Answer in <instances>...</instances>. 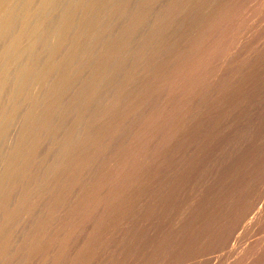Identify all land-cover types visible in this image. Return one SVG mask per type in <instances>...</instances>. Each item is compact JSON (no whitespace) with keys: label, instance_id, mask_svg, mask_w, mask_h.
<instances>
[{"label":"rangeland","instance_id":"obj_1","mask_svg":"<svg viewBox=\"0 0 264 264\" xmlns=\"http://www.w3.org/2000/svg\"><path fill=\"white\" fill-rule=\"evenodd\" d=\"M157 1L134 52L123 46L137 6L104 45L113 52L93 53L85 100L63 109L88 101L102 74L126 91L101 92L95 123L69 143L78 155L55 170V192H43L45 180L19 194L21 220L0 227V264H264V0ZM114 51L126 55L119 77L101 68Z\"/></svg>","mask_w":264,"mask_h":264},{"label":"bare ground","instance_id":"obj_2","mask_svg":"<svg viewBox=\"0 0 264 264\" xmlns=\"http://www.w3.org/2000/svg\"><path fill=\"white\" fill-rule=\"evenodd\" d=\"M118 1L120 2V0H0V227L1 226L4 227L8 225L11 221L16 222L18 219L17 217H19V219L21 220L20 218L21 215H19L18 213L20 208H17L15 210V208L17 207L15 204H18V207H19L20 204H19V201H17V199L19 198V194L21 195V199H22V197H24V193L26 192L27 188L29 187V189H31L30 188L31 184L34 183L39 187V185H41L42 182L46 180L45 182L46 188H44V190L46 189V191L43 190V192L46 193L47 191H50L52 193V191H54L53 189H56L54 188V186H56V183L60 181L59 179H61V177H58L55 174V170L58 167L64 166V164H66L71 158L78 155L77 153H79V149L77 147L71 146L69 143L75 140L80 133H82L84 130L88 129L90 126H92L95 123L94 119L97 116L95 115V113L99 109V105L102 103V100L104 98L103 95H101V92L103 91L104 93L109 92V91L114 92L116 90L121 91L120 87L116 86L117 81L114 82V78L113 79L107 78L106 75L104 76L102 74L103 76L102 75L101 77L98 76V78L100 79L95 78V80L96 79L99 80V84L96 87L93 84L94 81H92V83L90 82L91 83L90 86L91 87L93 86L95 88L94 89L91 88V90L89 91L90 93L88 92L89 97H90V98L87 97L88 101H86L85 103L84 101L83 103L79 102L80 104L76 107L78 108L77 110H75V107H70V106L67 109H63V105L67 107L70 101L72 103H75V102L78 103L80 99L85 100L81 98V95L82 93L84 94L85 89L87 91L88 89L86 88L87 81L90 80V78L88 80V75L90 74L86 70L89 68V67L87 68V66L89 65L90 60L92 59L93 53L97 52L96 55L99 56L100 54L101 56H103L101 54L104 51L103 48H108L107 46L104 47V45L107 44V40L110 39L111 36H113L112 38H114V32L116 31L114 30V28L116 27V24L121 22L122 18L128 19V13L129 12L131 13L134 11V10L132 11L133 7L137 6L138 7L137 9L143 8L142 9L143 12H141V9H140L141 15L138 16L137 18V20L139 19V21H137L135 25L132 23L130 26L127 25V28H126L127 29L126 35H128V38L124 36L127 40L125 42L123 41L124 42L123 49H124V54L129 56L130 51L134 52L133 48L136 45L135 41H137V39L140 36L139 34L140 31L142 30L141 31V34H142V32L144 31L143 29L147 27L146 26L147 18H149L148 15L150 16L149 10H151V12L153 11L151 9V7L153 6L152 5L153 1L154 3L156 2L159 3V1L157 0H151L152 2L150 0H149L150 2L145 1L146 4L143 3L144 1L142 2L143 4L141 2L138 3L139 0L138 1H135V0H125L124 1L123 0L124 3L120 2V4L118 5L119 3ZM126 8L128 9L127 12L125 10ZM153 14L151 16H153ZM111 18H113L112 22H110ZM115 18L117 19L114 20ZM152 20L155 21L154 19ZM119 24H117V28ZM154 24H152V26ZM148 28H149V25H148ZM118 30L120 31V29ZM152 30H153V27H152ZM83 31L84 33H82ZM148 31L150 30L147 29V32ZM156 31L158 32V29ZM144 32L146 33V29ZM145 36L146 34L144 35V37ZM115 37H117V33ZM144 37H141L143 38L142 39L143 41H144ZM121 39H123V37ZM116 40L114 41L113 39L112 41L116 42ZM166 41H168V39ZM114 42H108V46H110L109 43L115 44ZM117 43L118 42H116V47H117ZM167 43L165 44L167 45ZM143 44H141V46ZM143 46L145 47V45ZM160 46L159 48H161ZM162 47L164 46L162 45ZM110 49H112L111 46H110ZM110 49L109 48L108 50L105 49L106 53ZM113 49H112V52H113ZM138 50L140 49H137V51ZM143 50L145 52L147 51L146 48H144ZM116 51H114L115 53L113 56H111L112 54L111 52H108V53H111L109 55L110 57L109 56L106 57L104 55L102 62L105 64V66L101 68H103L104 72L106 70L105 67L108 68L109 70L107 69L108 70L107 74L109 71L111 72L117 71L114 73L117 76L119 71H121L120 73L124 71L123 69L124 67L122 66L124 65L123 60L126 58V55H124V58H120L118 55H117L118 56L117 58L116 57L114 58V56H116L115 55ZM136 53L140 54L139 51ZM104 54H105V51H104ZM147 54H148V51H147ZM166 54H167V51H166ZM96 55L94 54V56ZM142 55L140 56L142 57ZM98 56L96 59H98ZM173 59L176 60V58H173ZM94 60L95 59L93 58L92 61ZM102 62H99V63L102 65L103 64ZM129 64L130 63L128 61V65ZM92 65L95 66V63H93ZM92 65L90 63L89 66L91 67ZM93 68L90 69V71L91 70L93 71ZM95 68H97V66H95ZM121 68L123 70H121ZM63 69L65 70V72H62L63 74L60 75L59 73ZM92 71H91V76L93 74ZM99 71L98 73L100 74ZM124 72H126V70ZM125 74L127 75V73ZM117 77H119V75ZM128 77L129 76L127 75V78ZM165 77L166 76H163V78ZM106 79H110V80H106ZM75 82L76 84L78 82L81 83V87L79 86L80 84L78 85L79 91H75L78 89L73 90ZM97 82L98 81H96V84ZM49 91H50V95H49ZM51 91L53 92L55 96L53 97L54 98L53 100H50L52 102L48 104L49 101H47L46 103L44 101V97H45V100L46 98H48L46 97V93L48 92L47 95H49V97H51L52 99ZM123 91H126V90H123ZM123 91H121V93H123ZM119 95L120 93L118 94V97H120ZM116 99H119V98L116 97ZM66 100L69 101L68 104L66 103ZM119 102H120L119 100L113 102L114 105L112 107H111L112 103L109 104L110 105L109 108H106V109H108V111L111 110V108L116 107L119 104ZM65 103L67 105H65ZM73 113L75 114L76 117L72 115ZM88 114H91L93 116L90 117ZM114 114H115L114 108L111 110V112H109V115H106L104 113L106 117V121L109 119V117L111 119V117L114 116ZM71 115L75 117V119L71 117ZM71 119L73 120L71 121ZM112 119L114 118L112 117ZM15 121L19 123V126L16 125ZM120 121H122V119ZM13 123H15V128L12 130V127L14 126ZM110 123L111 122L109 121V124ZM8 129H10V131H7ZM109 129H110V126H109ZM117 129H119L118 126H116V130ZM117 131H120V130H117ZM5 137L6 139H4ZM7 138H9V141H7L8 140ZM99 152H101V150H99ZM57 160H60V164L57 166V163H56V166H54L55 162H58ZM45 163H47V167L44 166ZM53 171L55 175L52 174L48 176V174H50L51 172L53 173ZM46 174L48 177H46ZM45 177L47 179H45ZM121 178L122 177H120V179ZM8 180H11V182L9 181V183H7ZM37 186L36 188H34L35 186H33L32 189H36L37 191ZM39 190L40 189L38 188V191ZM32 193L33 191L31 192V194ZM39 195L38 197L36 195L35 196L39 198ZM14 199H16L18 203H16ZM31 199L32 198H30V200ZM33 200L35 199L33 198L32 201ZM24 202L25 200L22 203ZM35 204H32L31 207L35 206ZM39 205L40 204L38 203L37 207ZM23 206L25 207L27 206V204ZM23 206H20V207L22 208ZM35 210L37 209H34L33 211L35 212ZM25 220H22V221H25ZM9 225H11V223ZM8 240H7L6 245L10 243ZM10 241H12V239ZM11 249H9V251ZM0 254H3V253L0 252ZM4 259L5 258L4 257L2 258V255H1L0 263L4 262L5 261Z\"/></svg>","mask_w":264,"mask_h":264}]
</instances>
